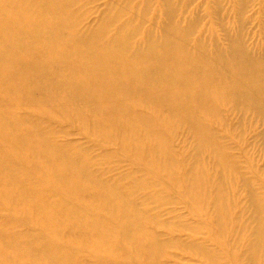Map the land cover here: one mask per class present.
Returning a JSON list of instances; mask_svg holds the SVG:
<instances>
[{
    "label": "bare ground",
    "instance_id": "obj_1",
    "mask_svg": "<svg viewBox=\"0 0 264 264\" xmlns=\"http://www.w3.org/2000/svg\"><path fill=\"white\" fill-rule=\"evenodd\" d=\"M133 1L117 0L95 27L81 31L80 0H0V216L25 228L19 235L0 219V264L11 257L21 260L17 264H132L113 242L121 238L134 241L135 261L142 264H161L170 243L183 252L194 251L205 264H225V246L222 253L203 245L186 247L159 241L148 231L151 223L159 224L136 208L144 205V196L134 190L156 182L133 178L146 167L186 188L197 209L193 215L207 214L211 233L230 239L234 261L238 252L239 264L264 261V197L256 193V183L237 176L223 136L208 125L222 116L221 104L264 123V58L245 47L240 33L226 35V47L214 44L209 51L202 39L193 40L197 18L179 22L182 8L173 0L159 2L164 18L160 31L141 36L150 1L143 0L142 13L124 22ZM141 108L150 115H142ZM42 114L91 122L86 124L92 135L115 142L119 156L134 159L127 174L133 188L122 186L125 177L105 182L99 159L92 160L89 150L57 144L56 132L42 123ZM241 114L243 122L247 115ZM176 127L192 141L181 177L172 163L168 134ZM212 155L218 170L210 180L203 162ZM230 177L233 187L246 193L239 199L243 212L234 215L238 225L232 235ZM65 242L84 248L77 252ZM84 252L94 258L83 260L79 254Z\"/></svg>",
    "mask_w": 264,
    "mask_h": 264
},
{
    "label": "rangeland",
    "instance_id": "obj_2",
    "mask_svg": "<svg viewBox=\"0 0 264 264\" xmlns=\"http://www.w3.org/2000/svg\"><path fill=\"white\" fill-rule=\"evenodd\" d=\"M149 1L150 9L146 18L144 19V23H142L143 25L140 31L141 36L145 32H148L150 30H153L155 33L159 32L161 29L160 23L161 21H164L163 9H160L159 4L160 0ZM116 2L117 0H80L79 7H82L81 9H83L82 11H84V14L80 17L78 28L81 29V31H86L89 28L91 29L93 26L95 27L99 22L98 20H100L102 17L101 15L103 14L104 16L107 10L115 5ZM133 2L134 3L132 10H130V13H127V15L123 18L125 19L124 22H126V20L128 21L130 19V16L136 17L142 13L140 11H143V0H136ZM173 2L178 7L182 8L181 12L179 10L177 14V19L179 20V22H186L192 17L197 18L199 24L193 36V40L197 41L202 39V41L205 42L206 46L208 44L207 49L209 51H213L214 44H217L219 47H226L227 39H223L226 37V35L227 37L229 35L230 37L231 35L232 37H235V34L240 33V36L244 37L243 43L245 44V47L250 51H253L257 55H260V57L264 58V0H173ZM134 9H136V12H138L136 13ZM131 11H134L135 14ZM118 23L119 21L114 24V27H116ZM221 24H223V26H221ZM32 94L31 98L34 97V94ZM219 111L220 115H222L219 116L220 119H213V121L208 123V125H211V128L214 130V132L219 133L223 136L222 142L225 146L226 154L230 158H232V161L234 162L239 172L237 176L239 177V175L241 174L244 178L250 180L251 182L253 181V185L257 184V187L255 186L256 193L264 197V123L259 121V118H257L256 120L251 114H247L244 111L240 112L246 114L247 117L243 122H241L242 114L239 111L233 110L231 106L221 104L219 105ZM20 112L23 116L25 115L30 118L36 115L33 112ZM140 113L147 116L150 115L151 112L146 108H141ZM42 115L43 116L40 117L42 123L45 124V126L48 125L51 128L53 127V130H55L56 135L54 140L57 144H67L66 146L71 145V147H82V149L84 150H89L90 154L89 152L88 154L90 155L89 157L92 160L97 161L99 159V165L97 166V168L100 170L99 172L100 174H102V178L105 182L112 184L117 180H123L125 177V180H123L122 182V186L128 190L133 188L134 183H132L131 180L128 179L127 174L131 173L133 169L132 164L135 163L134 159H124V156V158L122 157V155L119 156V154H121L120 148L118 151V147L115 142L111 143L108 140L103 141L102 139H98L95 135H92L89 131L91 130L90 126L87 125L91 124V122H80L75 117L68 114L66 115L67 117L65 115H61V121L57 118H53L50 114ZM170 131L168 132L170 136V148L172 155L174 156V158L172 156V163L177 166L179 170L177 172V175L181 177V173H183V171L185 170L183 163L185 162L184 158H186V149L187 151L190 149L192 141L188 133L184 129L176 127L175 129H170ZM82 132H84L85 135ZM104 143L105 145H103ZM110 143L113 145H109ZM115 150L117 154L114 152ZM106 154H108L109 158L105 157ZM110 156L114 157L117 160L113 159ZM115 156L118 157L116 158ZM207 157L210 159V161L207 160L205 156L203 167L204 170L209 173V179L211 180L213 178H216V172L218 169L215 168L214 156L212 155L211 157ZM102 158H104V160H102ZM130 168H132L131 171H129ZM151 172L152 171L147 167L142 169L139 168V170H137L136 174L133 176V178L136 180H141V177H145L148 178L151 182H156L154 185L153 183H151V185L148 188L145 187L144 190L139 191L137 188H135L134 190L136 194L140 193L144 196V205L136 208L140 211H145L147 217L155 216L157 223L159 224H156L155 226V224L151 223L148 231L152 234L154 233L153 236H155L156 239L158 238L159 241L163 240L164 242H169L172 240L173 242H179V244L184 243L183 245L186 247L193 246L194 248L202 247L201 245H203L204 249L222 253V251H219V249H222L225 246L222 249L224 250L223 253L225 254L226 252L228 257V259L226 258L225 264H239V258L237 256L239 255L240 257L242 253L238 252V255L236 256V259L234 261L236 254L233 253L230 239H228L227 237L222 239L211 233V221L207 219L208 215L201 213L198 214L201 216L193 215V212H197V209L193 205V203H190V201L188 200L186 196V188L181 184L175 187L173 186V183L166 178V175L164 176L163 174H160L156 176L154 175V172ZM152 175L153 178L151 177ZM237 176L234 175L233 177L236 178ZM159 177L160 180L158 179ZM233 177H230L229 181L227 180V186H229L230 188L233 201L231 212V228L233 229V232H231V235L233 233L235 234V228L238 225L234 222V215L240 216L243 212L242 203L239 199H242L246 196L245 192L238 191L236 187H233ZM183 196L185 197L184 199ZM184 201H186L187 203H185ZM188 202L190 205L188 204ZM210 206L211 203L209 200V203L206 207L210 208ZM3 209L6 208L4 207ZM191 215L194 217L192 218ZM196 216H198V218ZM0 219H2L1 225L5 221L10 229L17 232L19 235L24 234L25 228L20 227L19 221L15 220L16 222H14L10 219L4 220L3 216H0ZM244 221H246L245 217L242 218V222ZM196 224L198 226H196ZM245 227L247 226H244V228ZM35 229H37L36 226ZM190 230H192L193 234ZM33 233H35L36 235L40 234L39 228L37 231H33ZM64 234L67 235V232H65ZM215 236L219 239H217ZM215 238L217 239V241L215 240ZM92 239L93 238H90L88 240ZM192 239L194 241H192ZM227 239L229 240V242H227ZM121 241L115 239L113 242H116L119 245L122 252L124 253V256L128 257V260L132 264H142L140 259H137V261H135L137 256L135 255L136 253H134L131 249L134 241L125 240L122 238ZM203 242H205V245L199 244ZM36 243H38V241ZM197 243L199 244V246H197ZM170 244L171 245H169L168 248L166 247L168 250H165L162 257L163 259H161L160 261L161 264L206 263L205 261H203L202 257L200 258L197 254L195 255L194 251L193 253L190 251L189 253H187L188 251L183 252V250L178 249L175 244ZM82 245L83 244L81 243L69 244L65 242V247L74 248L77 252L83 250L84 247ZM211 245H213L214 247ZM226 245L228 246V249ZM190 253L192 254V256L190 255ZM224 254L222 255L226 257V254ZM79 255L85 261H90L94 258L92 255L86 252ZM228 255H230L231 257L233 256L232 259ZM229 258L231 259V261ZM19 261L21 260L16 259L15 257H11L8 259V261H5V264H17ZM1 264H4V261H2ZM143 264H146V262ZM260 264H264V261Z\"/></svg>",
    "mask_w": 264,
    "mask_h": 264
}]
</instances>
